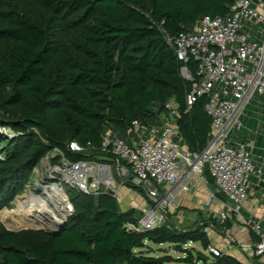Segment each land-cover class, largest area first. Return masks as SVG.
Here are the masks:
<instances>
[{"label": "trees", "instance_id": "trees-1", "mask_svg": "<svg viewBox=\"0 0 264 264\" xmlns=\"http://www.w3.org/2000/svg\"><path fill=\"white\" fill-rule=\"evenodd\" d=\"M234 1L2 0L0 127L12 133L0 134V208L53 151L71 161L113 165V140L131 142L134 120L145 127L161 126L160 114L169 101L177 107L181 144L200 154L211 128L206 97L188 106L192 81L182 74L186 67L194 76L197 63L178 59L166 37L193 30L206 15L228 14ZM259 117L264 118V104L255 116V139ZM71 141L84 150L71 151ZM58 159V154L52 158ZM120 164L129 174L124 184L148 200L142 183L133 182L130 167ZM203 173L215 187L207 168ZM65 189L74 208L66 228L29 232L30 239L24 241L0 229V264H244L228 254L203 252L211 244L205 228L212 224L224 235L233 225L230 218L220 221L209 214L189 227L168 219L134 231L126 224L136 221L141 211H123L112 193H87L69 185ZM215 196L227 201L220 192ZM188 242L201 248L186 247ZM163 244L182 255L174 258L164 248L156 255L153 245Z\"/></svg>", "mask_w": 264, "mask_h": 264}, {"label": "built area", "instance_id": "built-area-1", "mask_svg": "<svg viewBox=\"0 0 264 264\" xmlns=\"http://www.w3.org/2000/svg\"><path fill=\"white\" fill-rule=\"evenodd\" d=\"M166 40L174 46L178 59L187 61L193 58L197 63L194 76L186 67L182 68L184 77L192 81L186 104L191 106L200 97H206L210 134L200 154L189 152L181 144L176 122L177 107L169 101L165 107L170 117L162 127H150V134L145 135V126L134 120L130 132L135 141L113 140L111 152L117 170H122V174L123 169L127 171L120 164L126 162L133 182L142 183L148 199L147 207L140 210L137 220L126 224L127 229L134 231L152 229L167 221L166 208L170 206V200L189 191L204 167L213 178L216 191L231 203H222L221 210L216 213L220 221L231 215L241 217L239 211L247 199L249 175L253 173L262 177L261 169L255 170L254 144L248 141L231 144L229 134L241 130V117L249 104H257L259 108L264 104L259 98L264 97V0H235L228 14L206 15L193 30L182 31L175 37L167 36ZM108 143L106 138L105 145ZM68 148L74 152L84 150L76 141H71ZM57 154V162L48 155L40 161L48 160L45 170L50 172L48 167H51L55 173L52 176L55 181L40 186L45 200L50 198L53 201V195L63 194V203L68 210L65 212L70 215L74 208L64 186L97 193L101 180L92 166L106 163L71 161L61 152ZM105 171L103 169L102 175L106 174ZM110 184L111 181L107 186ZM116 194L115 191L113 195ZM241 220L246 222L242 217ZM246 224L258 237L254 254L263 255L264 230L251 221ZM208 250L215 255L220 253L211 245Z\"/></svg>", "mask_w": 264, "mask_h": 264}, {"label": "rangeland", "instance_id": "rangeland-1", "mask_svg": "<svg viewBox=\"0 0 264 264\" xmlns=\"http://www.w3.org/2000/svg\"><path fill=\"white\" fill-rule=\"evenodd\" d=\"M1 1L2 0H0V2ZM259 110L260 108H259V105L257 104L251 103L247 106V108L245 109V113L243 114V118L241 119L242 125H243L241 130H234V131H231V133L229 134V139L231 141V144H234V142L240 141L241 138L246 137V135L248 134L254 135L253 131L255 129H258L254 119H256L255 116L258 115ZM258 120L262 122V117H259ZM10 133H12V131L8 127H2V126L0 127L1 135H6ZM55 155H57L56 151H53L50 154H48L49 157H53ZM47 162L48 160H46L44 163L40 162L34 168L33 172L30 174L27 180L22 183L23 185L21 186V189L15 194L14 198L8 203V205L0 208V229L15 232L23 241L26 239L27 240L30 239L29 232L41 231V232L50 233V231L52 230V227L55 226L54 224H56V222L58 223V221L53 220L54 222L52 225L50 218L53 214L50 213L51 210L55 212L57 218L61 219L59 222H62V220L65 221V217L67 218L69 216L67 212L55 206L56 204L63 203V201L61 200V196L53 195V197L55 198V199L53 198L54 199L53 201L50 198H48V200L47 199L43 200L42 199L43 195L45 196V194L43 193V190L41 191L37 190L38 185H44V183L46 182L50 183V182L55 181L54 177H52L55 173H53L54 171L51 169V167H48L50 172H47L45 170L44 165ZM115 166H116L115 164L111 165V172L114 178V184L113 185L111 184L112 185L111 187H113L114 190H117L119 186L124 185L122 184V182L126 181L125 179L129 176V174L124 169H123V174H122V170L121 171L117 170ZM204 175L205 173H203V170H202V173H200L196 178V183L201 188L203 195H204V200L203 198L201 199L203 204L200 203V206L202 207V209L192 207L193 206L192 203L188 201L189 198L191 199V197L184 199V196L179 195L176 198L170 200V206L166 208V212H167L168 219L174 225L181 226V227L193 226L201 218L199 217L198 214L192 217L190 213L200 212L201 215L206 218L208 214L219 213V211L221 210L222 204L220 202L213 203V200H212L213 197L212 199H210L211 195L215 193L216 190L213 185H210L209 183H207L206 181L207 179L206 180L204 179L205 178ZM131 189L134 190L132 192L133 195L139 198L142 197L141 193L136 191L134 188H131ZM64 190H66L65 186H64ZM36 193L40 195L41 197L40 199L36 198V196L34 195ZM185 205H188L190 207H187ZM37 206H40L41 208H37L35 210V207ZM16 210H18L19 213H22V212L26 213V215L28 216L27 218L29 219H24V220H26L25 222L29 223L28 225L23 226L15 222V219H16L15 211ZM204 217H202L201 220H203ZM30 219H33L34 221L31 223ZM200 223L201 222L199 221V224ZM57 225L59 226L60 224H57ZM205 229L208 235L210 236V238H212L213 235H215L216 229L213 227L212 224L211 225L209 224ZM192 245H195L198 249L201 248L198 243H192V242L186 243L185 246L190 247ZM161 248H164L162 250H164V252L167 251L174 258H178L182 255L181 253L171 249L170 245L168 244H163ZM203 252L204 254L209 255L208 250H203ZM161 253L162 251H160V248L159 249L156 248L155 254L159 255ZM171 264H184V263L174 261V262H171Z\"/></svg>", "mask_w": 264, "mask_h": 264}, {"label": "crops", "instance_id": "crops-1", "mask_svg": "<svg viewBox=\"0 0 264 264\" xmlns=\"http://www.w3.org/2000/svg\"><path fill=\"white\" fill-rule=\"evenodd\" d=\"M169 117L170 116L168 111L165 110L160 114L161 126H153V127L156 128L162 127L163 124H165L169 120ZM260 123L261 126L259 128L257 139L253 138L249 134L247 140L246 137L240 139V141H244L242 139H245V141L254 144L253 158H254L255 170L258 171L259 169H261L262 177H259L257 174H253V173L249 175L250 185L247 188V199L241 205L239 213L242 219H244V221L246 222L251 221L252 223L259 224L260 228L264 230V136H262V134H264V118H262V122ZM144 134L145 135L150 134V127L144 128ZM117 138L119 137H116L115 139ZM131 138H132L131 142L136 140L134 136H131ZM108 165H110L111 167V164ZM115 168L117 169L116 166ZM98 177L101 180V184H105V185L109 184L110 178L106 174L99 175ZM204 179L206 180V177ZM122 184H124V182H122ZM115 191L117 193L116 197L118 201H120L119 202L120 208L123 211L130 208H135L140 211L142 208H145L148 205V200H146L143 196L139 198L133 195L132 192L134 190L129 187H126L125 184L119 186ZM179 195L184 196V199L191 197V199L189 198L188 201L192 203L193 205L192 207L202 209L200 203H202L201 200L202 198L204 200V195L201 188L198 186L196 182L191 186L189 191L181 193ZM210 199L213 200V203L220 202L221 204L227 203L228 205H231V203L228 200L222 201L218 199L215 196V193L211 195ZM185 206L190 207L188 205ZM190 214L193 217L196 216L197 213L193 212ZM210 214L216 216V213H210ZM199 217L202 218L204 216L200 214ZM241 217L239 216L238 219L236 217L234 218V216L231 215L229 218L233 221L232 227L226 232H224V235L220 234L217 230H215V235H213L212 238H210L209 236L211 241L210 245L212 247H215L217 250H219L220 253L231 255L244 264H264V254L261 255V257L258 259L259 263L254 262L255 256L257 255L254 254L253 249L255 247V243L257 242V239L251 228L247 226L246 222H243L241 220ZM161 246L162 245H153L154 249L161 248Z\"/></svg>", "mask_w": 264, "mask_h": 264}, {"label": "water", "instance_id": "water-1", "mask_svg": "<svg viewBox=\"0 0 264 264\" xmlns=\"http://www.w3.org/2000/svg\"><path fill=\"white\" fill-rule=\"evenodd\" d=\"M129 133H131V132H129ZM119 139H120V137H119ZM102 167H105V168H102ZM92 168H93L94 173L96 175H102L103 169L106 170L105 171L106 175L112 180L111 184L112 185L114 184V178L112 176V172H111L110 165H108V164H106V165L100 164V165H97L95 167L92 166ZM111 184L109 186H107L105 184H101L99 186L98 190L99 191H106V192H109V193L114 194L115 190H114L113 187H111L112 186ZM37 190L41 191L42 190V187L40 185H38V189ZM34 195L36 196V198H39V199L41 198L38 193H36ZM66 220H67V218H65V221L62 220V222H58V223L54 224L55 226L52 227V230L50 232L51 233H54V232H61V231H63L64 228H66V225H67V221ZM57 224H60V225L62 224V225L61 226L60 225L58 226Z\"/></svg>", "mask_w": 264, "mask_h": 264}, {"label": "bare ground", "instance_id": "bare-ground-1", "mask_svg": "<svg viewBox=\"0 0 264 264\" xmlns=\"http://www.w3.org/2000/svg\"><path fill=\"white\" fill-rule=\"evenodd\" d=\"M110 181H112L111 179H110ZM56 188H55V186H53V190H55ZM43 200H45L44 198H42ZM61 200L63 201V200H65L64 199V195L63 194H61ZM44 202V201H43ZM48 206V205H47ZM57 208H61V210H63V211H68L67 210V208H66V206H65V204L63 203H61V204H56L55 205ZM37 208H41L40 206H37V207H35V210L37 209ZM43 208V207H42ZM49 211H50V209H49ZM6 212V211H5ZM8 212V211H7ZM16 212V219H15V222L16 223H18V224H21V225H28L29 223L28 222H25L26 220H24V219H29V218H27L28 216L26 215V213H19V211L18 210H16L15 211ZM50 213H52L53 215L51 216V223H52V225H53V222L54 221H60L61 219H59V218H57V216H56V214H55V212H53L52 210H51V212ZM7 214V213H6ZM25 215H26V217H25ZM55 215V216H54ZM4 218V217H3ZM54 220V221H53ZM34 220L33 219H30V222L32 223ZM30 223V224H31ZM57 223V222H56Z\"/></svg>", "mask_w": 264, "mask_h": 264}]
</instances>
